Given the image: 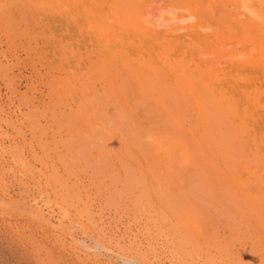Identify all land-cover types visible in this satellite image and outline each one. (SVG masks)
Listing matches in <instances>:
<instances>
[{"label": "rangeland", "instance_id": "obj_1", "mask_svg": "<svg viewBox=\"0 0 264 264\" xmlns=\"http://www.w3.org/2000/svg\"><path fill=\"white\" fill-rule=\"evenodd\" d=\"M147 3L149 5H147ZM150 3H153V4H150ZM16 6H19V7L12 8L9 6H1L2 9L0 10L1 11L0 16L2 13H4L3 18H2V16L0 17V22H1L0 23V148H1L0 149V152H1V154H0V158H1L0 159L1 160L0 161V167H1L0 168V264H39V263L40 264H194V263L195 264H206V263H204L206 257L211 256V254H213V252L215 253V251L217 249H219V250H217L216 253H218L219 256L221 253L222 259H224L225 263L228 262V264H232L233 262L236 264L237 263L238 264H263L261 262L264 259V256H263L264 252H262L260 250L263 249V251H264V246H263L264 245V243H263L264 239L262 238L264 235H262V236L260 235V238H262V240L259 237L255 236V234L257 232H258V234H261L263 231V234H264V229H263L264 225H262L264 221L261 222L260 218H258V217L264 215V213H260L261 211L263 212V210H264V203H263L264 202V198H263L264 197V195H263L264 190H262V189H264V185L262 184L263 181L262 180L260 181L258 174L256 175V172L260 171V168H261V170L264 171V169H263L264 166L259 165L257 163L258 160L256 161V159L258 157L254 156V158H256L255 160H253L254 158H252V157L250 159L248 158L249 159L248 161L253 160V162L251 164H248V166H249L248 168H249V171L252 170V168L257 169L256 172L255 171H253V172H255L254 174L259 178V182H261V184L260 183H254V181L258 182V180H255L258 178L255 175H253V172H252V174L249 171L247 174L244 173V167L242 164V161L244 159L242 154L244 152L241 153L239 150V154L241 155L240 157H239V154L238 155L235 154L232 159H228L227 161L222 156H220V155L215 156V154H214V156L216 158H213V159H215V161L218 162V164L220 165V166H218V169H219L218 173L219 172L222 173L221 170L223 171V173L226 175V182L223 179H221L220 181L218 180L217 182H215L213 180L214 181L213 182L211 180V178L213 177V174L215 173V170H214L215 168H211V167L205 165V167L207 168L206 169L207 173L205 172V175L207 178L206 177H204V178L207 180L205 181L203 178V180L200 181L199 184L200 185L202 184L201 186H202L204 193L205 192H207V193H205V194L203 193L205 196L193 195L192 192H190L191 187H192L191 185L196 184L197 179L200 178L196 175V174L199 175V171H201V170H199L200 162L202 161V163L205 164L204 160H207L208 156H207L206 148L202 146L203 144L199 145V143L197 142V138H199L200 135L197 134L196 128H197L198 124L202 123L201 119H199L196 112L191 113V111H188V105L186 102H184L182 105H179L180 108L184 109L183 110L184 112H181L182 117H181V120H179L180 121L178 123L179 126L177 125V127H174L175 128L174 133H169L167 131H164L165 133H163L164 136L166 134V138H168L169 136H170V138H174V142L176 144L179 143V144L183 145L184 141H181L183 139L186 141L184 143L189 144L188 145L189 158L188 157L184 158L185 161L183 160V162H181V164H179L182 167L181 169L183 172L180 169V171H181L180 176L183 173V176H181L183 179H181L179 177L180 179H178V182L176 181V184H175V182L171 183V185L169 184L167 191H165L164 194H162L163 201H161L160 203L158 202L157 204H152L151 206H147V205L143 206L140 203H136V204L134 203L135 202V194L137 196L141 190L140 189L141 187H139V186L138 187L134 186L133 188L129 189L130 192H128V190H127L125 192L126 197L124 195V197H119V199H118L117 197L119 195L117 193L120 189V186L117 188L116 184L119 183L117 180L122 178V177H120V176H123L121 174H124L123 169L132 163V166L131 165L129 166L131 168L134 167V168H132L133 170L131 169V171L132 172L134 171L133 173H135V172H138V174L141 173V171H140L141 168L138 167V169H137V167H136V166H138V165H136L137 163L130 160L131 158H133V156H132L133 151L137 152V150H139L141 147L143 152L140 149L138 151V153L140 154V152H142V155L140 157L142 159V157L144 156V154L147 150V149H145L146 146H145V139H144L145 137L143 135L144 134L143 130L141 128H139V132H138V126L136 124H138V122L139 123L145 122L146 124H148V122H152L151 120L153 119L154 113L152 112L153 113L152 114L150 111V113H151L150 114L149 112H147V110L145 108H142V106H139L140 109L138 107H136L134 109L135 113L133 114L134 115L133 119L131 118L132 121H129V120H131L130 118L127 119V121H126L127 116L125 114H123L121 116V114L115 113L114 110L112 111L111 104L114 105V103H111V102H113L112 101L113 99L111 97H109L110 100L108 98H106V100H105L104 98L106 96H104V95H101L102 97L95 96L92 100L89 99V101H91V102H88V104L89 103H95L97 106L102 107L104 110H106V111L108 110V118L105 122H103L106 124L101 123L98 125H94L95 126L94 130L96 128L95 133L98 134L102 138L101 140H99L97 142L96 140H93V139L91 140V138H86L87 136L84 137L83 133L81 132L82 130L79 131L80 125L85 123L86 120H88L90 118L89 116L92 114H91V112L89 113V111H91V110H89V108L87 106H85V104L82 105V107H80L79 105H77V107L75 106L76 105L75 102L77 103L78 100L82 96L80 97V94H78V95L76 94V95H72V98H69V97H71L69 95V97H68L69 99L67 98V96H65L60 101H58L56 99V97L59 96L57 94H59L60 90L56 91L55 88L61 89L59 83H60V81H62L64 79V76H65L64 69H62L59 66H65L64 65L65 64L64 57L66 56L65 53L67 52V49H63V47H62V45L65 44V42H63L64 41L63 37L65 38V35H63L62 34L63 32L61 31L62 27L60 25L62 24V21L59 19L61 17L54 13V15H53L54 17H52L50 19L48 18L45 20L44 17L41 16V14H38L37 12L36 13L32 12L33 10L28 8V7L25 8V7L21 6L20 4H18ZM142 6H143V8H142ZM147 6H151V7H149L147 9V8H145ZM3 7H6V8H3ZM167 7H172V8H170V9H172L171 12H170V9ZM173 8H174V6L168 0H143V2L139 5L138 11H141V12L143 11L144 13L142 12V14L145 15L146 19H145V17H143L141 12H138V11H137V14H139V15H137V18L142 19L141 22L143 21L142 24H145L146 27L148 25H146V23H144L145 22L144 20H146V22L148 21V24H150L148 27H151V28L155 27L154 29H157V30H165V28H167L166 30H168L169 25H170V27L178 26L177 24L179 22L175 23L177 16L186 13L185 11L180 10V9H177L178 10L177 11L176 8H174V9L177 12H179V14L177 12L174 13L175 11ZM4 9L7 12L9 10L8 13L9 14L11 13L10 14L11 19H13L14 22H12V23L10 22V20H9L10 16L6 15L9 17V19H8V17L5 16L6 11ZM10 9H11V11H10ZM140 9H144V10H140ZM167 9L169 10V12ZM14 10L18 11V13L15 12ZM20 10H22V12L25 16V19H26L25 23H27V24L20 23V21L24 22V16ZM25 12H26V14H25ZM29 12L30 13L32 12L33 14L34 13L35 14L32 16V14H28ZM15 13H17V14H15ZM172 13L174 14L173 16H171ZM18 14H21L22 16L19 15V17H18ZM39 16L42 17L41 20L39 19ZM140 16H141V18H140ZM148 16H150V17H148ZM1 18H2V20H1ZM20 18H21V20H20ZM30 18L32 21L29 22L28 19L30 20ZM36 18L38 20H35ZM156 19L159 21H157ZM164 19H166V20L168 19L167 21H169V22L165 21ZM171 19H174V20H171ZM4 20H7V21H5V23H4ZM162 20H163V23L160 26V23L162 22ZM37 21H38V23H36ZM39 21L41 22V24L39 23ZM43 21H45V22L48 21L49 23H47V22L43 23ZM170 21H172V22H170ZM28 22L29 23L32 22V23L30 25H28L29 24ZM152 22H154V24ZM164 22L166 23L165 24L166 26L163 25ZM188 22H190V21H187V22L184 21L185 24L183 22H180L181 24L179 23V25H183V24L186 25V24H188ZM9 23L11 24L12 27L8 26V25H10ZM16 23H18V24H16ZM151 23L154 25V27H152ZM47 24H49V25H47ZM158 24H159V26H157ZM28 26H29V28H28ZM42 26H44V27H42ZM163 27H165V28H163ZM10 28H12V29H10ZM37 30H39L41 33ZM28 31L31 33L30 35H28L29 34ZM37 33H39V34L37 35ZM11 34H12V36H11ZM69 49H71V48H69ZM211 50H213L215 52L216 49H211ZM227 50H228L229 55L227 54ZM221 51H222L224 56L221 58H216V60H219V61L223 60L224 61V60H226V58H228L227 56L230 57V54H232V52H233V54H236L238 51L240 53L243 51V49H241V46L238 45V46H236V49H232V48L231 49H221ZM44 53H46V54H44ZM196 53L197 54L194 57H196L195 59H197V61L200 62L201 64L205 63V62L210 63V61L215 60V58H212L213 60H211V56H212L211 54L198 53V52H196ZM63 55H64V57H63ZM197 56L199 59L197 58ZM237 56L235 57V59H238V60L246 59L245 56H243V57H241L239 55H237ZM206 57H207V61H206ZM212 57H214V56H212ZM209 59H210V61H209ZM71 70L73 71L74 69H70L69 71H71ZM69 73L71 74L72 72H69ZM261 73H260V75L256 74L257 79L254 80V82H256V83H254L255 84L254 89L256 88L257 85H259L260 87L257 86V91L258 92L260 91V93H262V91L264 90L263 89L264 88V81H263V79H264V68H263V73L262 74ZM72 74H74V73H72ZM258 80L259 81L261 80L259 82L260 84L258 83ZM52 81H54V82H52ZM55 81H56V84H55ZM74 84H75L74 88L77 85H78L77 87L80 88L82 83H80L79 80H78V82H76V80H75ZM79 84H80V86H79ZM96 85H97L96 88L99 91H102V88L104 86H101L102 84L100 85V83H97ZM77 90H75V91H77ZM248 91H251V89L248 88ZM249 93L250 92H248V95H252L251 93L250 94ZM263 93H264V91H263ZM100 98H102V99H100ZM55 101H57V102H55ZM104 102H105V104H104ZM242 103H243V105H245L246 101H243ZM46 107H47V109H46ZM75 107H76L77 111L75 110ZM109 108H110V110H109ZM139 110H141V111L144 110L143 111L144 114L142 112H140ZM72 112H74V113H72ZM136 112H138V113H136ZM136 114H138V116H136ZM139 114H140L141 119L139 117ZM194 114L196 116H194ZM114 115L116 116V118ZM144 115H146V116L148 115L147 116L148 118L145 117ZM189 115L191 116L190 118H189ZM187 116H188V118L185 119V117H187ZM192 116H194V117H192ZM71 117L73 118L71 120L72 122L69 124L70 126L67 125L66 128L68 129V128H71L74 126L75 127L72 128V130L71 129L67 130L65 127L63 128L61 126L62 123L60 125V122L63 121V120H61L63 118L68 119ZM138 117H139V119H138ZM29 120L31 122H29ZM204 120L206 122L208 121L205 118H204ZM204 120H203V122H204ZM79 122L82 124H80ZM107 123L109 125H107ZM186 123L188 124V126ZM207 124L205 123L204 125H207ZM59 125L61 126L60 130H59V127H60ZM128 125H129V127H128ZM101 126H103V129L105 131L102 129ZM34 127H36V128H34ZM57 127H58V129H57ZM76 128H77V130H76ZM133 128H135V129L137 128L136 130L138 133ZM131 129L133 131H131ZM36 130H37V132H36ZM54 130H55V132H54ZM57 131H59V132H57ZM100 131H102L103 133ZM128 131H130V132H128ZM75 132H76V135L73 136L72 134H75ZM78 132H81L82 134L81 133L79 134ZM178 133H180V134H178ZM64 134H66V135H64ZM101 134H103L104 137H103V135L101 136ZM81 135L84 138L81 137ZM139 136H142V137H139ZM117 137L119 139H117ZM31 138H32V140H31ZM70 140H72V141L70 142ZM85 141L89 142V143H86ZM118 141L121 142L120 143L121 145H123L122 149H120V147L119 148L117 147L116 142L118 143ZM177 141H178V143H177ZM201 141H203V139ZM122 142H123V144H122ZM124 142H125V144H124ZM19 143H21V144H19ZM23 143L25 146L23 145ZM39 145H41V146H39ZM105 145H106V147H105ZM107 145L110 148L107 149ZM12 146L13 147L16 146L18 149L19 148L21 149V154H22L24 160L29 162L27 164L28 166H26L27 168L23 167L24 168L23 169V168H21V166L19 164L14 165V164H11L12 162L10 163V160L8 159V157L10 155H9V153L7 154L6 150L10 151V149L13 148ZM95 146H96V148H95ZM45 147H46V149H45ZM89 147H90V149H89ZM38 148H39V150H38ZM29 149H32V150H29ZM109 149H111V151ZM44 150H46V152L48 151V153H46ZM113 150H115L114 153H113ZM119 150H122V151H119ZM41 151H43L44 153ZM105 151H107V152L105 153ZM253 151H255V150H253ZM57 152H58V154H57ZM97 152H99V153H97ZM115 152L117 154H115ZM131 152H132V154H131ZM3 153H5V154H3ZM124 153H127V156ZM47 154H49V155H47ZM110 154H112V156H110ZM121 154L124 155L125 160L122 158ZM39 155L42 156V158ZM97 155H98V157H97ZM105 155H108V157ZM104 156L106 157V160L103 158ZM56 157L59 159H57ZM219 157L221 158V160ZM34 158H36V160H37L36 163L34 162L35 161ZM112 158L114 159V161L112 160ZM53 160H56V161H53ZM67 160H68L69 164L67 163ZM95 160H97V162H95ZM260 160H261V158H259V161ZM32 161L35 164L31 163ZM102 161L105 163H107V162L112 163V161L113 162L118 161V162L113 163L112 165L110 164V166H109L110 168L108 167L109 164L107 165L108 169H111V173H109L110 172V170H109V172L107 173V176L105 175V177H104V175H101L100 169H99L100 165L102 164ZM125 161H127L128 163ZM7 162H8V165L6 164ZM40 163H42V164L47 163V164H44L45 166L44 165L40 166ZM48 163H49V165H48ZM256 163L259 166H257ZM259 163L262 164V161H260ZM75 164L77 167L75 166ZM122 164L123 165L125 164V166H122ZM6 165H7V167H4ZM119 165L121 166V169H119L120 168ZM171 165L170 164L167 165L169 169L172 167ZM11 166H13L14 168L12 169ZM111 166L113 169L111 168ZM113 166L119 170L114 169ZM169 166H171V167H169ZM256 166H257V168H254ZM3 167H4V169H3ZM15 167H16V169H15ZM42 167H44V168H42ZM71 167L73 168V170ZM5 168H7V169H5ZM35 168H37V169H35ZM21 169L24 170V172ZM25 169H26V171L30 170V173H29V171H28V173L25 172ZM41 169L43 170V174H42ZM45 169H47V170H45ZM171 169H173V168H171ZM209 169L212 170V172ZM75 170L77 173H75ZM10 171L13 173V175ZM13 171L15 172V174ZM117 171H119V173ZM121 171H122V173H121ZM19 172L22 173V176H20ZM33 172H34V174H33ZM44 172H46V173L44 174ZM240 172H242V173H240ZM231 173H232V175L234 174L233 177L235 176L234 177L235 179L231 176ZM260 173H262V171H260ZM30 174H31V176H30ZM208 174L210 175V177ZM228 174H230V175H228ZM43 175L45 178L43 177ZM51 175L53 177H51ZM55 175H57V177H55ZM59 175H61V176H59ZM239 175H241V176H239ZM248 175H249V177H248ZM62 176H63V178H66L65 176H67V179L66 180L64 179L65 180L64 182L61 181V180H63L62 178H59ZM253 176H255V177H253ZM31 177H33V178H31ZM47 177H51V179L47 178ZM187 177H189V178L187 179ZM222 177L224 178V176H222ZM247 177L249 179H247ZM35 178H36V180H35ZM54 178L55 179L57 178L56 182L53 181V180H55ZM240 178L244 179V180L242 179L244 181V183H246L245 179H247V181L249 180V182L246 183V185L244 184L246 187H244V185H242V187H241V185H239L241 183ZM15 179H16V181H15ZM46 179H47V181L50 179V181H48L49 186L44 181ZM232 180L235 182H233ZM236 180L240 183L236 184L237 183ZM250 180L255 185H253ZM34 181H39V182H34ZM107 181L108 182L110 181V182L108 183ZM169 181H170V179H169ZM71 182H72V184H71ZM74 182L76 184H73ZM205 182L208 184H206ZM42 183H43L44 187L41 186ZM52 183L56 189L53 186H51ZM57 183H58V185H57ZM62 183H63V187H62V185H60ZM64 184L66 186H64ZM68 184H69V186H67ZM100 184H101V186H100ZM211 184L213 186V187L211 186L212 189L210 188ZM248 184H249L250 189H252L254 186H256L258 191L262 192V194L260 193L259 197H258V195H254V193L252 194V192H251L252 190H249V187H247ZM256 184H258V185H256ZM98 185H99V187H98ZM203 185H205V186H203ZM259 185H263L262 186L263 188L261 186L259 187ZM73 186H75V187H73ZM236 186L238 188H236ZM60 187H61L62 191H61ZM65 187H67V188H65ZM225 187L229 188L227 190V192H229V191L232 192L231 193L232 194L231 195L232 201L230 200V197H228V199H226L227 196L224 197L226 194H224V196H223L222 192L223 191L226 192V189H227L226 188L225 190H223ZM63 188H65V189H63ZM208 188L211 190H209ZM245 188H247L246 189L247 193L249 190L248 194L245 192L246 191V190H244ZM256 188H253V190H255ZM218 189H219V191H218ZM134 190H135V192H134ZM59 191H61V192H59ZM64 191H66V192H64ZM258 191H256V192H258ZM58 192L61 196L59 195L56 197V195H58L56 193H58ZM133 192H134V197H133ZM212 192H214V193H212ZM253 192H255V191H253ZM256 192H255V194H257ZM40 193H41V195H40ZM115 193H116V196H115ZM250 193L252 195H254L255 197L257 196V198H259V199L254 197L253 198L254 200L253 199L251 200L252 195ZM241 194H244V195H241ZM212 195L215 198H217L218 200L215 199ZM245 195H246V197H245ZM250 195H251V198H250ZM260 196L262 197L261 200H260ZM203 197L205 199H206V197H208L211 202L208 201V198H207V200L204 199L205 200L204 201ZM247 197L249 200L247 199ZM65 198L68 199V202ZM69 198H71V199H69ZM211 198L215 199V201L213 199L211 200ZM223 198H225V200ZM233 198H235V200H237L239 203L237 201H234ZM219 200H220V202H218ZM227 200H229V201H227ZM255 200L259 201L258 204L255 202ZM75 201H76V203H75ZM113 201H115V204ZM118 201H120L121 203ZM225 201H227L228 205ZM250 201L252 203L254 202L255 205H251ZM66 202H67V204H66ZM215 202H216V206H215ZM235 202H237V203H235ZM29 203H30V205H29ZM130 203H132V204H130ZM262 203H263V205H262ZM23 204H25V205H23ZM76 204H78V205H76ZM203 204L206 206V208L203 206ZM260 204L262 205L263 210H261ZM45 205H47V206H45ZM235 205H237V206H235ZM248 205H249V207L253 213L252 215H251V211L248 212L249 215L243 214L244 217L242 215L240 216V213H236V212H241L239 209H238L239 210L238 211L237 208L241 207L242 209L241 208L240 209L243 212L244 211L243 208L245 206H248ZM257 205H259L260 207ZM257 207L260 209V211ZM35 208H36V210H35ZM131 208H133V209H131ZM80 209H82V210H80ZM85 209H87V210H85ZM158 209H159V211H158ZM166 209H168L169 212ZM138 210H140V211L138 212ZM164 210H166L168 215L171 214L172 218H170V220L172 219V221H169L168 219L165 220L163 218L164 216H161ZM154 211H156V213ZM221 211H223V212H221ZM256 212H259L260 216L258 215L259 213H256ZM88 213L90 214V220H89V214ZM172 213H173V216H172ZM156 214H157V216H156ZM229 214H230V216H229ZM62 215H63V217H62ZM72 215H74V216H72ZM87 216H88V218H87ZM137 216H139V217L137 218ZM174 216H176V217H174ZM254 216L257 218H255ZM70 218H72L71 221L69 220ZM173 218H174V220H173ZM190 218L191 219L193 218L192 219V221L194 223L193 228H194V230L196 229L193 233L194 234L193 236H195L197 239H199L198 241H199V243L201 242L200 243L201 245H202V243L206 244V242H207L206 246H208V244L210 246V244H211V246L210 247L208 246L207 248L205 247V245H203L205 248L203 246H200L201 248H200L199 253H198L200 256H198V258L197 257L194 258L196 260L193 259V261H190L191 259L188 257L180 255L177 251L179 246H180V248H181V246H184V245L189 246L188 245L189 244L188 238L191 237L192 234L186 233V231L184 232L183 230H180L178 228V224L184 223V221H182L183 219L190 220ZM194 218H196L198 221L195 222ZM179 219L181 222H178V224H177L176 221H179ZM252 220H255L254 221L255 224L251 223V222H253ZM262 220H264V216H263ZM168 222H169V224H167ZM260 222H261V225H260ZM68 223H70V224H68ZM246 225H248V228ZM169 226H171V227H169ZM261 226L263 228L260 231ZM254 229H256V230L258 229L259 231L256 232V230H254ZM197 230H198V234H197ZM252 230H254V231H252ZM181 231H183V232H181ZM253 232H255L254 235L252 234ZM205 237L207 240L205 239ZM254 237H255V239H254ZM256 237H257V239H256ZM259 239L261 240L260 242H259ZM249 240H250V244L248 243ZM257 240H258V242H257ZM253 241H254L255 245L252 243ZM221 242L222 243L224 242V243L222 244ZM212 243H213V245H212ZM218 243H220V244H218ZM248 244H249V246L252 245V248H248L249 247ZM101 245H103L104 247H102ZM214 245L216 247H214ZM223 246H225V247H223ZM246 246H247V248H246ZM218 247H220L221 250ZM257 247H259L260 249L258 248L259 250H257L256 249ZM253 248H255L254 250H252L253 252L255 251L254 252L255 254H253V256H251L252 255L251 249H253ZM105 249H108V250H105ZM211 251H212V253H211ZM249 251H251V252H249ZM258 252L260 254H257ZM205 255H206V257H205ZM122 256L128 260H125ZM126 256H128V257H126ZM175 256L176 257L178 256V257L175 258ZM133 257H135V258H133ZM203 258H205V259H203ZM237 258L240 260L241 263L239 262V260ZM132 259H135V260H132ZM198 259H200V260H198ZM201 259H203V260H201Z\"/></svg>", "mask_w": 264, "mask_h": 264}, {"label": "bare ground", "instance_id": "obj_2", "mask_svg": "<svg viewBox=\"0 0 264 264\" xmlns=\"http://www.w3.org/2000/svg\"><path fill=\"white\" fill-rule=\"evenodd\" d=\"M168 1L170 3H172V5L174 6V8H176V10L180 9V10H183L186 12L185 14H181V15L177 16L175 23H177V22H179V23L183 22L184 23V21L185 22L190 21V22H188V24L184 25L185 24L184 23L183 25H179V23H178L177 24L178 26H176V27L175 26L170 27V25H169L168 30H166L167 28H165V27H163V28H165V30H157V29H154L155 28L153 25L154 22H152L153 24L151 23L152 27H154V28H151V27H148L150 25V24H148V21L146 22V20L143 19L145 21L144 23H146V25H148L146 27L145 24H142L143 23V21L141 22L142 19L137 18V15H139V14H137V11H138L139 5L143 2V0H0V10L2 9L1 6H9L12 8H16V7H19L16 5L20 4L21 6H23L25 8L28 7L30 9H32L33 10L32 12H35V13L37 12L38 14H41V16H43L45 20L48 18L50 19V18L54 17L53 16L54 13L61 17V18H59L62 21V24L60 25L62 27L61 31L63 32L62 34L65 35V38L63 37V40H64L63 42H65V44H63L62 47H63V49H67V52L65 53L66 54L65 57L63 55L64 60H65V64H64L65 66H59L62 69H64L65 76H64V79L62 81H60V83H59L61 89L55 88L56 91L60 90L59 94H57L59 96H57L56 99L58 101H60L65 96H67V98H68L70 95L71 97H69V98H72V95H76V94L77 95L80 94V97L82 96L78 100L77 103L75 102V104H76L75 106L77 107V105H79L80 107H82V105L85 104V106H87L89 108V110H91V111H89V113L91 112V114H92L89 116L90 118L88 120H86L85 123L82 124L79 122L80 124H82V125H80L79 131L82 130L81 132L83 133L84 137L87 136L86 138H91V140L93 139V140H96L97 142L99 140H101L102 138L98 134L95 133L96 128L94 130V127H95L94 125L101 124V123L105 122L108 118V110L107 111L104 110L102 107L97 106L95 103H89L88 104V102H91V101H89V99L92 100L95 96L102 97L101 95H104V96H106L104 98L105 100H106V98L109 99V97H111L113 99V100L111 99L113 101L111 103H114V105L111 104L112 111L114 110L115 113L121 114V116L123 114H125L128 117L127 118L125 116L126 121L129 118L133 119V116H134L133 114L135 113L134 109L136 107L139 108V106H142V108H145L147 110V112H149V113H150V111H151V113L152 112L154 113L153 119L151 120L152 122H148L149 121L148 120L147 121L148 124H146L145 122L139 123L137 121L138 124H136L138 126V132H139V128H141L143 130V133H144L143 135L145 137V138L144 137L143 138L145 139V146H146L145 149H147V150H146L144 156L142 157V159L140 158L142 155V152H143L141 147H140V149L142 150V152H140V154L138 153V151L140 149L137 150V152L133 151V155H132L133 158L130 157L131 158L130 160L137 163L136 165H138V166H136V167H137V169H138V167L141 168L140 169L141 173H139V174H138V172L133 173L134 171L132 172L131 169L134 167H132V168L129 167L130 165L132 166V163H131V164H129V166H127L123 169L124 174H121L123 176H120L122 178L118 179L117 181L119 183L116 184L117 188L120 186V189L117 193L119 195V196L117 195L118 199H119V197H124L125 192L127 190H128V192H130L129 189L133 188L134 186L135 187L136 186L141 187L140 188L141 190L138 193V195L136 196V194H135V202L134 203L135 204L140 203L143 206H146V205L151 206L152 204H157L158 202L160 203L161 201H163L162 194H164V192L167 191L169 184L171 185V183H174V182L176 184V181L178 182V179H180V178L183 179L181 177V176H183V173L180 176V173L182 171V169H181L182 167L179 164H181V162H183V160L185 161L184 158H187V157L189 158V154H188V152H189L188 151L189 150L188 145L189 144L184 143V142H186L184 139L181 140V141H184L183 145L179 144L178 141H177L178 144H176L174 142V138H170V136L169 137L167 136L168 138H166V134L164 136L163 133H165L164 131H167L169 133H174V129H175L174 127H177V125L179 126L178 123L180 122L179 120H181V117H182L181 112H184L183 111L184 109L180 108L179 105H182L184 102H186L188 105V111H191V113L196 112L199 119H201L202 123L198 124L197 128L195 127L197 134L200 135L199 138H197V142L199 143V145L203 144L202 146L206 148L207 156H208L207 160H204L205 164H203L202 161L200 162L199 170H201V171H199V175L196 174L200 178L197 179L196 184L191 185L192 187H191L190 192H192L193 195L205 196L204 194L207 193V192L204 193L202 186H201L202 184L201 185L199 184L200 181H202L203 178L206 177L205 172H206L207 168L205 167V165L209 166L211 168H215L214 169L215 173L213 174V177L211 178L212 181L214 180L215 182H217L218 180L220 181L221 179H223L226 182V175L223 173V171L221 170L222 173H220V172L218 173V171H219L218 166H220V165L218 164V162L215 161V159H213V158H216L215 156L220 155L227 161L228 159H232L235 154L238 155L239 150L241 153L244 152L242 154L243 158H244L242 161V164L244 167V173H246V174L249 171L248 164H251L253 162V160L256 159V158H254V156L258 157L256 159V161L258 160L257 163L259 165L264 166V96H263L264 90L262 91V93H260V91L258 92L257 86H259V85H257L256 88L254 89V85H255L254 83H256V82H254V80L257 79L256 74L260 75L261 72L263 73V68H264V0H168ZM150 4H153V3H150ZM147 5H149V4L147 3ZM151 6H147L145 8L148 9ZM3 8H6V7H3ZM142 8H143V6H142ZM167 8L170 9L172 7H167ZM140 10H144V9H140ZM171 10L172 9H170V12H171ZM176 10L174 9V11H175L174 13H176L178 11V10L177 11ZM10 11H11V9H10ZM20 11L22 12V10H20ZM8 12H9V10H8ZM8 12L6 11L5 16L6 15L10 16L11 13L9 14ZM15 12L18 13V11H15ZM32 12L31 13L29 12L28 14H32V16H33L35 13L33 14ZM138 12H141V11H138ZM142 12H141V14H142ZM168 12H169V10H168ZM17 13H15V14H17ZM177 13L179 14V12H177ZM22 14H23V12H22ZM25 14H26V12H25ZM3 15H4V13L1 14L2 18H3ZM19 15H21V14H18V17H19ZM173 15L174 14L172 13L171 16H173ZM8 16H6V17H8ZM23 16H24V14H23ZM141 16H140V18H141ZM143 17H145V15H143ZM148 17H150V16H148ZM2 18H1V20H2ZM21 18H20V20H21ZM37 18L35 20H38ZM41 18L42 17L39 16L40 20H41ZM8 19H9V17H8ZM145 19H146V17H145ZM174 19H171V20H174ZM7 20H4V23ZM9 20L11 23L14 22L13 19H11V16H10ZM25 20L26 19L24 16V22L20 21V23H25L26 22ZM164 20L167 21L168 19L167 20L164 19ZM28 21L29 22L32 21L31 18H30V20L28 19ZM157 21H159V20H157ZM44 22L45 21H43V23ZM46 22L49 23L48 21H46ZM167 22H169V21H167ZM170 22H172V21H170ZM31 23H29L28 25H30ZM36 23H38V21ZM39 23L41 24L40 21H39ZM162 23H163V20L160 23V26L162 25ZM16 24H18V23H16ZM25 24H27V23H25ZM165 24L166 23L164 22L163 25H165ZM47 25H49V24H47ZM8 26L12 27L11 24ZM157 26H159V24ZM42 27H44V26H42ZM28 28H29V26H28ZM10 29H12V28H10ZM37 31H39V30H37ZM28 33H29L28 35L31 34L29 31H28ZM38 34L39 33H37V35ZM11 36H12V34H11ZM238 45H240L241 49H243L242 52L239 53V51H238L236 54H233V52H232V54H230V57L227 56L228 58H226V60H224V61L223 60H221V61L216 60V58H221L224 56L221 49H231V48L236 49V46H238ZM69 48H71V49H69ZM211 49H216V50L214 52ZM196 52L211 54L212 56H214V57L211 56V60H213L212 58H215V60L210 61V59H209L210 63L205 62V63L201 64L200 62L197 61V59H195L196 57H194L197 54ZM44 54H46V53H44ZM227 54H228V50H227ZM237 55H239L241 57L245 56L246 59H244V60L235 59V57ZM197 58H198V56H197ZM206 61H207V57H206ZM70 69H74V70L69 71ZM69 72H72L74 74H72V73L70 74ZM75 80H76V82H78V80H79V82L82 83L81 86L79 84L80 88L77 87L78 85L75 87L76 89L74 88ZM260 81L258 80V83ZM263 81H264V79H263ZM52 82H54V81H52ZM97 83H100V85L102 84L101 86H104L102 88V91H99L96 88ZM55 84H56V81H55ZM248 88L251 89V91H248ZM75 90H77V91H75ZM248 92H250L252 95H248ZM100 99H102V98H100ZM243 101H246L245 105H243V103H242ZM55 102H57V101H55ZM105 102H104V104H105ZM76 107H75V110H76ZM46 109H47V107H46ZM109 110H110V108H109ZM139 111L143 113L144 110L143 111L139 110ZM74 112H72V113H74ZM136 113H138V112H136ZM136 116H138V114H136ZM144 116L147 117L148 115L147 116L144 115ZM194 116H196V115L194 114ZM194 116H192V117H194ZM139 117H140V114H139ZM139 117H138V119H139ZM190 117L191 116L189 115V118ZM115 118H116V116H115ZM186 118H188V116L185 117V119ZM204 118L208 121L206 122L204 120ZM65 119L66 118L61 119L63 121L60 122V125L62 123L61 126L63 128L64 127L66 128V126L72 122L71 120L73 118L71 117V118H68L66 120ZM132 119L129 121H132ZM140 119H141V117H140ZM203 120H204V122H203ZM29 122H31V121L29 120ZM205 123L206 124L208 123V124L204 125ZM103 124H106V123H103ZM107 125H109V124L107 123ZM61 126L59 127V130H60ZM187 126H188V124H187ZM58 127H57V129H58ZM74 127H71L68 129L72 130V128H74ZM101 127L103 129V126H101ZM128 127H129V125H128ZM34 128H36V127H34ZM133 129H135V128H133ZM136 129H135V131L137 132ZM76 130H77V128H76ZM131 131H133V130L131 129ZM36 132H37V130H36ZM54 132H55V130H54ZM57 132H59V131H57ZM81 132H78V133L80 134ZM100 132H102V131H100ZM128 132H130V131H128ZM178 134H180V133H178ZM64 135H66V134H64ZM72 135L73 136L76 135V132H75V134H72ZM102 135L103 134H101V136ZM81 137H83V136L81 135ZM103 137H104V135H103ZM139 137H142V136H139ZM117 139H119V138L117 137ZM202 139H203V141H201ZM31 140H32V138H31ZM71 141L72 140H70V142ZM86 143H89V142H86ZM120 143L121 142H119V141H118V143L116 142L117 147L118 148L120 147V149H122L123 145H121ZM19 144H21V143H19ZM122 144H123V142H122ZM124 144H125V142H124ZM23 145H24V143H23ZM39 146H41V145H39ZM15 147L11 148L10 151L6 150L7 154L9 153V155H10L8 157V159L10 160V163L12 162L11 164H14V165L19 164L21 166V168H23V167L27 168L26 166H28L27 164L29 162L24 160V158L21 154V149L20 148L18 149L17 147L16 148ZM105 147H106V145H105ZM95 148H96V146H95ZM108 148H110V147H108V145H107V149ZM45 149H46V147H45ZM89 149H90V147H89ZM252 149L255 151H253ZM29 150H32V149H29ZM38 150H39V148H38ZM109 150L111 151V149H109ZM44 151L46 152V150H44ZM114 151L115 150H113V153H114ZM119 151H122V150H119ZM41 152H43V151H41ZM58 152H57V154H58ZM106 152L107 151H105V153ZM116 152H115V154H117ZM46 153H48V151ZM97 153H99V152H97ZM0 154H1V152H0ZM3 154H5V153H3ZM112 154H110V156H112ZM124 154L127 156V153H124ZM131 154H132V152H131ZM214 154H215V156H214ZM47 155H49V154H47ZM108 155H105V156L108 157ZM105 156L103 158L106 160ZM121 156L125 160L124 155L121 154ZM240 156L241 155L239 154V157ZM40 157L42 158V156H40ZM97 157H98V155H97ZM251 157L254 159L252 161L251 160L248 161ZM259 158H261L260 161H262V164L259 163L260 162ZM57 159H59V158H57ZM34 160H35L34 162L36 163V161H37L36 158H34ZM112 160L114 161L113 158H112ZM220 160H221V158H220ZM53 161H56V160H53ZM113 161H112V163H108V162L105 163L102 161V164L99 167L101 175H104V177H105V175L107 176V173L109 172V170H110L109 173H111V169H108V167L110 166V164L112 165L113 163L118 162V161H115V162H113ZM34 162L32 161L31 163H34ZM95 162H97V160H95ZM125 162H127V161H125ZM67 163H68V160H67ZM6 164L8 165V162ZM44 164H47V163H44ZM44 164L40 163V166L44 165ZM169 164L170 165L172 164L171 165L172 167L171 166H169V167H171L173 169L168 168L167 165H169ZM258 164H257V166H259ZM7 165L4 167H7ZM48 165H49V163H48ZM107 165H108V167H107ZM75 166H76V164H75ZM122 166H125V164L124 165L122 164ZM257 166L254 168H257ZM4 167H3V169H4ZM11 167H12V169L14 168L13 166H11ZM42 168H44V167H42ZM111 168H112V166H111ZM5 169H7V168H5ZM15 169H16V167H15ZM35 169H37V168H35ZM114 169H117V168L114 167ZM119 169H121V166ZM119 169H117V170H119ZM180 169H181V171H180ZM263 169H264V167H263ZM45 170H47V169H45ZM72 170H73V168H72ZM256 170L257 169L252 168V170H250L249 172H251V174H252V172L253 171L256 172ZM22 171L24 172V170H22ZM28 171L30 173V170L26 171V169H25V172L28 173ZM122 171H121V173H122ZM210 171L212 172V170H210ZM260 171H262V173H260ZM260 171L256 172V175L258 174L260 181L262 180L263 181L262 184L264 185V171L261 170V168H260ZM117 172L119 173V171H117ZM255 172H253V175H255L254 174ZM45 173L46 172H44V174ZM75 173H77L76 170H75ZM240 173H242V172H240ZM14 174H15V172H14ZM33 174H34V172H33ZM42 174H43V170H42ZM12 175H13V173H12ZM228 175H230V174H228ZM233 175L231 173L232 177H233ZM249 175H248V177H249ZM20 176H22V173H20ZM30 176H31V174H30ZM59 176H61V175H59ZM222 176H224V178ZM239 176H241V175H239ZM255 176H253V177H255ZM43 177H44V175H43ZM51 177H53V176L51 175ZM51 177H47V178L51 179ZM55 177H57V175H55ZM65 177L66 178H63V176H62L59 178H62L63 180H61V181L64 182L67 179V176H65ZM209 177H210V175H209ZM248 177H247V179H249ZM31 178H33V177H31ZM36 178H35V180H36ZM188 178L189 177H187V179ZM259 178L255 179V180H258V182L254 181V183H260L261 184V182H259ZM50 179L48 181H50ZM56 179L53 181L56 182L57 181ZM169 179H170V181H169ZM242 179L240 178L241 183L236 180L237 181L236 184L240 183L239 185H241V187H242V185H244V184L246 185V183L249 182V180L247 181V179H245L246 183H244V181H243L244 179L243 180ZM204 180L206 181L207 179L204 178ZM15 181H16V179H15ZM44 181L48 185L49 182L47 181V179ZM34 182H39V181H34ZM233 182H235V181H233ZM251 183H252V181H251ZM71 184H72V182H71ZM73 184H76V183L74 182ZM206 184H208V183H206ZM57 185H58V183H57ZM60 185H62V187H63V183ZM245 185H244V187H246ZM253 185H255V184H253ZM256 185H258V184H256ZM263 185H259V187L260 186L262 187ZM41 186L44 187L43 183L41 184ZM51 186H53V183ZM64 186H66V185L64 184ZM67 186H69V184ZM100 186H101V184H100ZM203 186H205V185H203ZM211 186H212V184L210 185V188H211ZM73 187H75V186H73ZM98 187H99V185H98ZM247 187H249V184L247 185ZM65 188H67V187H65ZM65 188H63V189H65ZM236 188H238V187L236 186ZM253 188H256V186H254ZM253 188L250 189V187H249V190H252L251 191L252 194L254 193V195H258V197H259V194L260 193L262 194V192L258 191L257 188H256L257 190L256 189L253 190ZM60 189H61V187H60ZM211 189H209V190H211ZM225 189H226V192L225 191L222 192L223 196H224V194H226L224 197L227 196L226 199H228V197H230V200H231V197H232L231 193L232 192L231 191L227 192V190L229 189L228 187H225L223 190H225ZM246 189L247 188H245L244 190H246ZM249 190H248V193H249ZM262 190H264V189H262ZM61 191H62V189H61ZM61 191H59V192H61ZM218 191H219V189H218ZM253 191H255V192L258 191L259 193L256 192L257 194H255V192H253ZM59 192L56 193V194H58V195H56V197L60 195ZM64 192H66V191H64ZM134 192H135V190H134ZM134 192H133V197H134ZM245 192L247 193V190ZM41 193H40V195H41ZM212 193H214V192H212ZM241 195H244V194H241ZM251 195H250V198H251ZM254 195H252L251 200L255 197ZM115 196H116V193H115ZM125 197H126V195H125ZM245 197H246V195H245ZM207 198L208 197H206V199H205L203 197V200L204 199L207 200ZM255 198H257V196ZM261 198L262 197L260 196V200H261ZM69 199H71V198H69ZM212 199L213 198H211V200ZM215 199H217V198H215ZM215 199H213V200L215 201ZM223 199L225 200V198H223ZM233 199H234V201H237V200H235V198H233ZM247 199H248V197H247ZM257 199H259V198H257ZM66 200L68 202V199H66ZM208 201H210L209 198H208ZM227 201H229V200H227ZM227 201H225V202L227 203ZM67 202H66V204H67ZM113 202L115 204V201H113ZM118 202H120V201H118ZM218 202H220V200ZM237 202H235V203H237ZM255 202L258 204L259 201L255 200ZM75 203H76V201H75ZM263 203H262V205H263ZM130 204H132V203H130ZM23 205H25V204H23ZM29 205H30V203H29ZM76 205H78V204H76ZM227 205H228V203H227ZM237 205H235V206H237ZM251 205H255L254 202L253 203L251 202ZM262 205H261V210H263ZM45 206H47V205H45ZM203 206L206 208V206L204 204H203ZM215 206H216V202H215ZM257 206H259V205H257ZM36 208H35V210H36ZM240 208L241 207L237 208V210L239 209L242 212V210H241L242 208L241 209ZM131 209H133V208H131ZM80 210H82V209H80ZM85 210H87V209H85ZM166 210L169 212L168 209H166ZM166 210L163 211L161 216H164L163 218L165 220L168 219L169 221H172V219L170 220V218H172L171 214L168 215ZM243 210L244 211L242 213L241 212H236V213H240V216L242 215L244 217V215H249L248 212L251 211L249 205L245 206L243 208ZM139 211L140 210H138V212ZM158 211H159V209H158ZM259 211H260V209H259ZM154 212L156 213V211H154ZM221 212H223V211H221ZM256 213H259V212H256ZM260 213H264V210H263V212L261 211ZM260 213L258 214L259 216H260ZM230 214H229V216H230ZM252 214L253 213L251 211V215ZM72 216H74V215H72ZM156 216H157V214H156ZM172 216H173V213H172ZM263 216L264 215L258 217V218H260L261 222L264 221V220H262ZM62 217H63V215H62ZM138 217L139 216H137V218ZM174 217H176V216H174ZM87 218H88V216H87ZM255 218H257V217H255ZM71 219L72 218H70L69 220L71 221ZM192 219L191 218H190V220L183 219L182 221H184V223H182V224L181 223L178 224V222H181L180 219H179V221H176V223L178 224V228L180 230H183L184 232L186 231V233L192 234V236L188 238L189 239V241H188L189 246L184 245V246H181V248L179 246V248L177 249V251L180 255H183L185 257L190 258L191 259L190 261H193L194 258H196V257L198 258V256H200L198 254L199 250L201 248L200 246L205 245L206 248L209 246V244H208V246H206L207 242H206V244L202 243V245H201L200 244L201 242L199 243V241H198L199 239H197L195 236H193L194 235L193 233L196 229L194 230V228H193L194 223H193ZM194 219H195L194 220L195 222L198 221L196 218H194ZM89 220H90V214H89ZM173 220H174V218H173ZM252 221L253 222H251V221L250 222L255 224V222H254L255 220H252ZM261 222H260V225H261ZM68 224H70V223H68ZM167 224H169V222ZM262 225H264V222ZM246 226L248 228V225H246ZM169 227H171V226H169ZM262 228L263 227L261 226L260 231ZM254 230H256V229H254ZM254 230H252V231H254ZM183 231H181V232H183ZM257 231H259V230L257 229L256 232ZM254 233L255 232H253L252 234L254 235ZM197 234H198V230H197ZM257 234H258V232L255 234V236H257L259 238H260V235L261 236L264 235L263 231L261 234H258L259 236ZM257 237H256V239H257ZM262 238L264 239V236ZM262 238H260V239L262 240ZM205 239H206V237H205ZM254 239H255V237H254ZM260 239H259V242L261 241ZM257 242H258V240H257ZM248 243L250 244V240ZM252 243L254 244V241ZM263 243H264V240H263ZM218 244H220V243H218ZM249 244H248V246H249ZM212 245H213V243H212ZM101 246L104 247L103 245H101ZM210 246H211V244H210ZM214 247H216V246L214 245ZM223 247H225V246H223ZM218 248H220V247H218ZM246 248H247V246H246ZM248 248H252V245L249 246ZM258 248L259 247H257L256 249L259 250L260 248L259 249ZM254 249L255 248L251 249V251ZM105 250H108V249H105ZM217 250H219V249H217ZM220 250H221V248H220ZM216 251H215V253L213 252V254H211L212 253V251H211V253H210L211 256L206 257V255H205L206 259L203 258V259H205V262L204 261L203 262L206 264H228V262L225 263L224 259H222L221 253L219 256L218 253H216ZM251 251H249V252H251ZM260 251L264 252L263 249H261ZM254 252L252 251L251 256H253V254H255ZM257 254H260V253L258 252ZM263 256H264V254H263ZM126 257H128V256H126ZM177 257L175 256V258H177ZM123 258L125 259V257H123ZM133 258H135V257H133ZM203 259H201V260H203ZM125 260H128V259H125ZM132 260H135V259H132ZM194 260H196V259H194ZM198 260H200V259H198ZM239 262H240V260H239ZM261 263L264 264V259ZM232 264H236V263L233 262Z\"/></svg>", "mask_w": 264, "mask_h": 264}]
</instances>
